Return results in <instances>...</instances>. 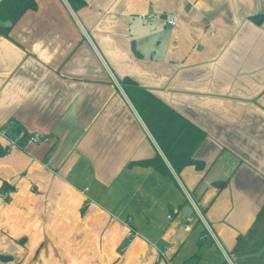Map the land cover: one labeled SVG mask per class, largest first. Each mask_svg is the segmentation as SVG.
I'll return each mask as SVG.
<instances>
[{"label": "crops", "instance_id": "crops-1", "mask_svg": "<svg viewBox=\"0 0 264 264\" xmlns=\"http://www.w3.org/2000/svg\"><path fill=\"white\" fill-rule=\"evenodd\" d=\"M81 2L0 10V128L49 138L0 137V264H264V0ZM124 78L203 132L201 167L173 169Z\"/></svg>", "mask_w": 264, "mask_h": 264}, {"label": "trees", "instance_id": "trees-1", "mask_svg": "<svg viewBox=\"0 0 264 264\" xmlns=\"http://www.w3.org/2000/svg\"><path fill=\"white\" fill-rule=\"evenodd\" d=\"M67 1L71 5H80L82 3L81 0ZM34 7V0H2L0 2V10L5 14V18H8L10 21L16 20L26 9H34ZM263 18L264 14L250 17L257 24ZM121 84L173 169L179 171L186 165L201 167V162L192 158V152L204 137L203 132L161 102L153 94L137 87L130 79L124 78ZM13 130L17 134L21 132L19 127H15ZM132 164L152 166L161 173L168 172L165 163L159 155H155L150 159L133 162ZM224 184V182H219L216 183V186L221 188Z\"/></svg>", "mask_w": 264, "mask_h": 264}, {"label": "built area", "instance_id": "built-area-1", "mask_svg": "<svg viewBox=\"0 0 264 264\" xmlns=\"http://www.w3.org/2000/svg\"><path fill=\"white\" fill-rule=\"evenodd\" d=\"M138 20L140 22H143L145 20H150L152 18V15L147 14V15H143V14H139L137 16ZM168 26H173L175 24L174 19H168L166 21ZM0 137L4 139L6 146L4 147V153L5 155H9L10 150L13 148H17L20 150H24L28 145H32V144H37L39 142H47L49 141L48 137H38L35 135H25L23 133H19L13 137H11L7 130L4 128H0ZM12 192V190H1L0 189V198H2V200H6L8 198V196L10 195V193ZM22 193V192H20ZM185 196H186V201L188 203V206L191 209V214H189L188 216L185 217V222L183 224V230H188L190 228V225L192 224V222L195 220V218L199 219L203 225L209 229L208 225L206 224L204 217L197 205V203L195 202V200H193V198L187 193L185 192ZM135 234V232L131 229L128 228V232L126 234V237L129 238L131 236H133Z\"/></svg>", "mask_w": 264, "mask_h": 264}, {"label": "water", "instance_id": "water-1", "mask_svg": "<svg viewBox=\"0 0 264 264\" xmlns=\"http://www.w3.org/2000/svg\"><path fill=\"white\" fill-rule=\"evenodd\" d=\"M183 215H187L191 213V209L189 206H186L184 210L182 211Z\"/></svg>", "mask_w": 264, "mask_h": 264}]
</instances>
